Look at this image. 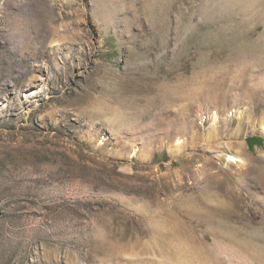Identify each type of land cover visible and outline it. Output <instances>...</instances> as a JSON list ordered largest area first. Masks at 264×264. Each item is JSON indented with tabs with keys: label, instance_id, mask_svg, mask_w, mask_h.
<instances>
[{
	"label": "rangeland",
	"instance_id": "obj_1",
	"mask_svg": "<svg viewBox=\"0 0 264 264\" xmlns=\"http://www.w3.org/2000/svg\"><path fill=\"white\" fill-rule=\"evenodd\" d=\"M28 1L0 0V264H264V0Z\"/></svg>",
	"mask_w": 264,
	"mask_h": 264
},
{
	"label": "bare ground",
	"instance_id": "obj_2",
	"mask_svg": "<svg viewBox=\"0 0 264 264\" xmlns=\"http://www.w3.org/2000/svg\"><path fill=\"white\" fill-rule=\"evenodd\" d=\"M27 1V0H26ZM25 3V2H24ZM84 3V0H67V1H63V4L61 5V8H62V13L63 15L66 17L69 16V12H67V9H70V8H75V5H79L80 7L82 6V4ZM27 7V9L29 10L30 14L35 16L36 13L38 12L39 10V6H38V0H30V2L28 1V3H26L25 5ZM25 7V8H26ZM77 9H74L73 10V14L74 16H76V13H77ZM29 14V13H28ZM30 15V16H31ZM63 16V17H64ZM28 17V16H27ZM29 18V17H28ZM75 26H79V22L78 20L76 19V22L74 24ZM39 26V25H38ZM42 28V27H41ZM42 30L40 28L37 29V35L41 32ZM36 35V36H37ZM40 39V38H39ZM35 42L38 44L39 43V40L38 38H35ZM42 43V42H41ZM217 118H218V114L214 115L211 117V120H213V124H217ZM181 144V141L178 140L176 142V146H180ZM230 160H234L236 162L240 161V162H244V158L241 157V156H237V155H233V154H230L229 156Z\"/></svg>",
	"mask_w": 264,
	"mask_h": 264
},
{
	"label": "trees",
	"instance_id": "obj_3",
	"mask_svg": "<svg viewBox=\"0 0 264 264\" xmlns=\"http://www.w3.org/2000/svg\"><path fill=\"white\" fill-rule=\"evenodd\" d=\"M250 141H252V138H250Z\"/></svg>",
	"mask_w": 264,
	"mask_h": 264
}]
</instances>
